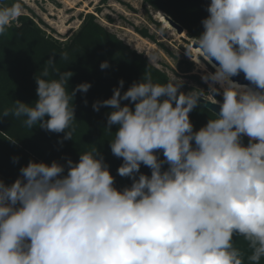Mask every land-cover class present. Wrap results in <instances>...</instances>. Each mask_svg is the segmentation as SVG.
Segmentation results:
<instances>
[{
	"label": "clouds",
	"instance_id": "obj_1",
	"mask_svg": "<svg viewBox=\"0 0 264 264\" xmlns=\"http://www.w3.org/2000/svg\"><path fill=\"white\" fill-rule=\"evenodd\" d=\"M22 11L19 2L0 6V35ZM206 11L193 47L208 63L218 62L206 77L213 82L211 93L220 91L215 84L223 89L222 103L210 94L220 106L216 118L194 131L189 113L200 91L184 93L180 82L154 83L144 73L122 94L121 79L111 98L94 102L93 109L111 108L107 129L118 130L109 146L123 160L118 175L130 178L131 185L114 186L96 147L66 165L30 160L13 183L0 181V264H244L234 234L245 238L252 250L248 260L259 264L264 257V0H210ZM47 64L59 79H46L45 68L34 76L35 103L15 100L0 119L24 117L30 129L38 124L72 139L74 96L87 93L91 84L69 91L65 85L73 73L56 70L55 55ZM108 67L107 61L100 64L102 70ZM240 73L254 87L231 79ZM122 101L134 102V109ZM141 164L151 169L150 176L140 173Z\"/></svg>",
	"mask_w": 264,
	"mask_h": 264
},
{
	"label": "trees",
	"instance_id": "obj_2",
	"mask_svg": "<svg viewBox=\"0 0 264 264\" xmlns=\"http://www.w3.org/2000/svg\"><path fill=\"white\" fill-rule=\"evenodd\" d=\"M13 2L15 0H0V6ZM142 2L170 16L188 31L189 36L196 38L203 31L201 21L208 15L206 6L210 0ZM140 33L143 37L152 38L146 29L140 30ZM64 53L67 59L63 58ZM53 55L56 70L73 73L68 85H65L69 91L84 82L91 84L87 93L77 92L74 96L76 120L71 122L69 129L72 139H64L65 133L47 131L38 124L30 129L23 123L24 117L16 118L9 114L0 119V181L13 183L20 177V168L30 160L47 164L55 160L66 165L67 159L78 162L80 152L96 147L115 178L114 186L118 189L130 186L132 180L121 177L117 172L123 163L122 158L114 156L109 146V141L118 130L116 125L111 127V132L107 129V114L111 108L101 106L99 111H95L93 103L111 98L113 89L119 87L121 79L124 81L122 94L134 81H140L144 73L150 74L154 83L164 84L170 80L164 72L151 65L142 53L131 49L109 32L93 13H86L78 28L65 40L47 34L32 17L21 14L0 35V118L5 109L13 107L15 100L35 103L38 97L34 76H40L45 68L49 72L46 79H59L57 71L47 64ZM105 61L109 67L102 70L100 64ZM190 65L189 61L177 63L182 72L189 71ZM180 91L188 93L182 86ZM121 104H128L134 109V102L122 101ZM189 117L194 131L199 130L209 119L216 118L215 113L201 103L189 113ZM9 139L17 140V143L13 144ZM248 140L247 136L242 137L243 144L247 145ZM157 152L158 158L164 160L163 151ZM13 157H18V162H14ZM163 168L166 169L167 164ZM140 173L150 176L151 169L141 164ZM64 174H67V167ZM233 242L234 247L242 253L244 264H252L248 260L252 250L245 238L234 234ZM259 264H264V257Z\"/></svg>",
	"mask_w": 264,
	"mask_h": 264
},
{
	"label": "rangeland",
	"instance_id": "obj_3",
	"mask_svg": "<svg viewBox=\"0 0 264 264\" xmlns=\"http://www.w3.org/2000/svg\"><path fill=\"white\" fill-rule=\"evenodd\" d=\"M67 1L68 4L63 3V0H15L22 5V14L32 17L39 27L58 40H65L78 28L83 16L88 13L86 10H79L84 9L85 3L88 10H91L90 13L94 14L100 24L102 23L101 25L131 49L142 53L148 62L164 72L170 81L180 82L186 92L200 91L202 97L208 98L207 95L212 94L220 101L223 100L221 86L215 84L214 86L220 91L211 93L210 85L213 82L204 79L208 74L214 73L216 68L208 63L212 66L211 69L204 59V68L195 66L191 60L189 54L192 52V47L186 35L181 36L186 29L177 33L162 19L156 18L152 12L154 9L143 4L142 0ZM143 29L152 35V38L145 37L150 43L136 36L141 35L140 30ZM186 34L189 35L187 30ZM181 60L191 63L189 71L182 72L178 69L177 63Z\"/></svg>",
	"mask_w": 264,
	"mask_h": 264
},
{
	"label": "bare ground",
	"instance_id": "obj_4",
	"mask_svg": "<svg viewBox=\"0 0 264 264\" xmlns=\"http://www.w3.org/2000/svg\"><path fill=\"white\" fill-rule=\"evenodd\" d=\"M64 2L63 3H65V4H68V1L67 0H63ZM75 1V0H74ZM88 1V0H87ZM35 2V1H34ZM92 2V1H91ZM64 4V5H65ZM73 4V3H72ZM84 6V9H82V8H80L79 10H81V11H84V10H86V12H91V10H88V7H87V5L84 3L83 4ZM89 5V4H88ZM134 5H135V3H134ZM67 6V5H66ZM136 6V5H135ZM149 7V6H148ZM73 8V7H72ZM75 9V8H74ZM77 9V8H76ZM35 10V9H34ZM153 12V15L156 17V18H159V19H162V21L165 23V24H167V25H170L169 23H168V21L165 19V17H164V13L162 12V11H160V10H153L152 11ZM47 21V20H46ZM102 21V20H101ZM102 24V23H101ZM104 24V23H103ZM171 26V25H170ZM177 33H179L177 30H176V28L174 27V26H171ZM132 33V32H131ZM133 34V33H132ZM135 35H136V33H134ZM186 35V39H188L187 41L189 42V44H190V47H192V52H191V54H190V58H191V60L194 62V65L195 66H200V67H202V68H204V64H203V57L201 58V57H199V55H198V50L197 49H195L194 47H193V41L195 40V38L194 37H192V36H189L188 34H186V30H184L183 31V33L181 34V36H185ZM136 36H138L140 39H142V40H144L145 42H147V43H150V42H148L147 41V39L145 38V37H143V36H141V35H136ZM137 39V38H136ZM140 41V40H139ZM152 44V43H151ZM137 46V45H136ZM140 47V46H139ZM156 48V47H155ZM138 50V49H137ZM205 63H206V61H205ZM208 63V62H207ZM212 66L215 64L214 62H212V63H210ZM217 67H218V65L217 64H215ZM216 68V67H215ZM205 80H206V78H204ZM233 81H235L238 85H247V86H249L247 83H245V82H238L237 80H233ZM222 93H223V91H222ZM207 97L208 98H210V99H214L215 98V100L216 101H218V102H220V103H222V101H220L219 99H217L216 97H212L210 94L209 95H207Z\"/></svg>",
	"mask_w": 264,
	"mask_h": 264
},
{
	"label": "water",
	"instance_id": "obj_5",
	"mask_svg": "<svg viewBox=\"0 0 264 264\" xmlns=\"http://www.w3.org/2000/svg\"><path fill=\"white\" fill-rule=\"evenodd\" d=\"M164 17H165V19L168 21V23L171 26H174L176 28V30L179 33L184 29L179 23L175 22L170 16L166 15L165 13H164ZM194 43H195V40L193 41L192 44L194 45ZM213 62L218 65V62H216L214 60H213ZM231 79L232 80H237L238 82H245L249 86L254 87L253 85H250V82L248 80L245 79L243 73H240L239 75L234 76ZM199 103H201L202 105H204L206 108H208L209 110H211L213 113L218 114L219 111H220L219 103H215L214 104V99L212 100V99H209V98H206V97H201L200 100H199Z\"/></svg>",
	"mask_w": 264,
	"mask_h": 264
},
{
	"label": "flooded vegetation",
	"instance_id": "obj_6",
	"mask_svg": "<svg viewBox=\"0 0 264 264\" xmlns=\"http://www.w3.org/2000/svg\"><path fill=\"white\" fill-rule=\"evenodd\" d=\"M207 63V62H206ZM207 65H209L208 63H207ZM209 67L212 69V66L211 65H209Z\"/></svg>",
	"mask_w": 264,
	"mask_h": 264
},
{
	"label": "built area",
	"instance_id": "obj_7",
	"mask_svg": "<svg viewBox=\"0 0 264 264\" xmlns=\"http://www.w3.org/2000/svg\"><path fill=\"white\" fill-rule=\"evenodd\" d=\"M5 183V182H4ZM5 184H8V183H5ZM10 185V184H9Z\"/></svg>",
	"mask_w": 264,
	"mask_h": 264
}]
</instances>
